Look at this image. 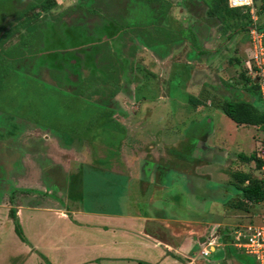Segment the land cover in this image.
Instances as JSON below:
<instances>
[{"label": "rangeland", "instance_id": "374dc122", "mask_svg": "<svg viewBox=\"0 0 264 264\" xmlns=\"http://www.w3.org/2000/svg\"><path fill=\"white\" fill-rule=\"evenodd\" d=\"M44 1L53 3L45 9ZM254 1L260 8L261 0ZM213 4L214 0H0V190L11 186L10 179L20 175L32 178L31 166L24 169L21 164L29 162L36 153L40 159L34 170H41L37 178L46 185V173L54 169L49 166L52 157L45 148L51 136L63 144L75 138L84 140L92 165L106 168L108 160H115L122 169L120 153H128L132 129L142 132V151L155 139L162 150L167 149L166 153L176 159L201 158L206 154L215 159L213 168L221 173L251 169V175L259 178L261 173L254 170L252 163L244 164L236 157L248 156L252 147L259 148L253 141L261 143L263 128L237 125L218 107L224 99H244L264 109L256 91L236 89L238 85L243 87L240 72H245L249 63L247 31L241 28L243 20L222 13L221 9L216 12ZM77 18L76 23L69 24ZM261 22L262 11L260 25ZM207 26L212 31L204 29ZM72 28L80 35L71 43L62 47L54 43L51 48L50 38L59 39ZM233 34L236 41L232 44ZM114 38L117 45H112ZM204 39L220 50L221 56L215 77L204 81L200 89L195 84L198 78H190L189 83L182 67L185 61L196 67L194 46ZM21 40L26 43L21 44ZM56 52L65 61L60 62ZM198 56L203 60V56ZM229 57L238 59L237 64L233 63L235 69L219 70ZM175 61L179 72L171 74ZM64 62L75 63L78 68L73 69L80 75L75 76ZM108 94L114 95L110 98ZM117 95L121 97L116 98L119 103L113 100ZM115 121L126 127L125 137L121 138ZM206 131L210 133L205 135ZM42 134L48 139L43 137L41 141ZM120 141L124 147L117 144ZM165 144L174 147L167 148ZM206 144L223 149L224 155L217 154V150L206 153ZM173 163L178 162H167ZM145 164L152 170L150 162ZM216 177L212 176L210 179L215 181L210 182L193 177L187 183L168 171L161 177L167 188L160 194L168 212L180 218H218L217 230L229 262L223 259L217 264H252L250 255L240 260L226 243L237 226L257 221L264 203L246 205L247 212L233 207L237 197L220 208L217 203L213 206L219 193H206V181L217 183ZM86 179L89 190L100 184L87 175ZM6 189L9 197H4L9 201L15 192ZM172 203L176 205L169 207ZM219 257L211 252L203 258L215 261Z\"/></svg>", "mask_w": 264, "mask_h": 264}, {"label": "crops", "instance_id": "0c3cea01", "mask_svg": "<svg viewBox=\"0 0 264 264\" xmlns=\"http://www.w3.org/2000/svg\"><path fill=\"white\" fill-rule=\"evenodd\" d=\"M204 29L212 31L209 26ZM231 37L233 44L236 41L235 34ZM204 40L198 42L195 49V62H198L196 67L189 61H185L182 67L189 83H192L190 78H198L195 84L199 88L203 87L204 81L215 77L219 65L217 59L221 56L220 50H215L214 46L208 44V40ZM198 55L203 56V60ZM233 63L237 64L238 59L229 57L225 66L222 64L224 68L219 70L227 67L233 71ZM169 72H179L176 61L173 70ZM238 87L236 89L239 91L244 88L240 85ZM114 123L119 125L121 138L122 135L125 137L124 124L118 121ZM250 126L261 129L260 126ZM131 132L132 139L126 140L130 145L127 147L128 153H120L122 169L115 160H108L106 168L96 166L95 163L92 165L90 162L93 161L85 151L86 141L75 138L63 144L54 136H51V140H45L48 145L45 148L47 152L49 149L52 157L47 159L50 161L48 165L54 168L46 173L45 186L43 180L37 178L41 170H34L37 159H40L37 153L30 156L29 162H19L23 168L31 166L30 175L36 180L23 175L10 179L11 186L9 184L6 188L15 194L9 201L4 197L8 196V190H0V264H217L223 259L229 262L228 252L223 245L225 243H222L224 240L217 230L218 218L215 219L213 215L180 218L171 214L160 192L167 188L166 183L161 182V177L168 171L187 183L192 182L193 177L215 181V178H210L216 175L217 183L209 184L206 181V193H219L217 198L214 197L212 205L217 203L220 208L239 194L231 183V172L224 174L217 167L213 168L215 159L206 154L201 158L192 156L187 160L180 156L176 159L166 153L167 149L162 150L155 139L150 142L149 148L142 151L145 143L141 130L132 129ZM209 133L206 131L204 134ZM39 137L43 141L46 134ZM253 143L259 148L255 150L252 147L250 153L258 156L260 141L254 139ZM165 146L174 147L173 144ZM205 146L206 153L217 150V154L224 155L223 149L208 147L211 144ZM167 159L178 163L167 164ZM239 160L244 164L252 163L256 169L253 161ZM147 162L152 164V170L146 167ZM237 171L253 173L251 169ZM256 171L263 176L260 167ZM86 175L92 182L98 181L99 186H92L89 190L85 185ZM49 179L51 182L46 181ZM24 189L28 192H24ZM172 205L176 204H169V207ZM10 209L14 211L19 234L14 230V223L8 213ZM208 210L212 208L208 207ZM231 236L232 232L229 242ZM207 243H210L208 255L211 252L217 253L220 256L217 260L211 261L203 258L208 255L199 254Z\"/></svg>", "mask_w": 264, "mask_h": 264}, {"label": "trees", "instance_id": "16d2710c", "mask_svg": "<svg viewBox=\"0 0 264 264\" xmlns=\"http://www.w3.org/2000/svg\"><path fill=\"white\" fill-rule=\"evenodd\" d=\"M53 2H43L42 7L45 9H48L51 7ZM261 11H264V0H261L260 4ZM212 9L215 10L216 12L221 9L223 10L222 13L228 14V15H236L239 20H243L241 24V28L245 29L248 26V21H249V14L246 12H242L240 8L238 7H228L226 0H214V4L212 5ZM240 10V11H239ZM259 11L258 13H260ZM78 20L75 19L69 24H74ZM259 20V17H258ZM264 22H261V25L259 28L264 29ZM263 24V25H262ZM67 31V30H66ZM65 31V32H66ZM62 37L60 36L59 39L57 37L55 38H50L48 42L52 43V47L54 48V43L59 44V46H64L66 43L70 42L71 39L74 40V37L80 35V32L78 30H75V28H72V30H68L66 33H64ZM78 40V39H77ZM47 42V39L44 41V43ZM21 44H25L23 40L20 41ZM77 42H74L73 44H76ZM195 49H197L194 46ZM60 49V48H59ZM56 50V49H55ZM6 53V51H5ZM60 52H56L55 56L59 61H65L60 55ZM7 54L9 52L7 51ZM52 55V54H51ZM1 58V56H0ZM3 73H5V68H2L1 70ZM1 72V73H2ZM246 72V71H245ZM245 72H240L243 86L245 90H254L257 92V86L255 83H253V80L249 77L248 74H245ZM2 73V74H3ZM258 94V92H257ZM109 97L112 96V94H108ZM108 97V98H109ZM192 101L193 99H189ZM194 102V101H193ZM200 101H197L199 103ZM221 111L233 122L236 124H245V125H256V126H263L264 130V110L259 109L251 101L248 100H231V99H224L218 106ZM240 159H243L244 161H253L254 166L256 169H258L262 164H264V161L261 160L257 155L254 153H250L248 156H241L238 155ZM264 172V169H263ZM232 177L231 183L233 187L236 189V191L239 193L238 197L236 198L235 203H233V207L237 209H242L244 211H248L246 208V205L258 203V202H263L264 201V177H257V176H252L250 173H245L242 171H234L230 174ZM9 215L12 218V221L14 223V230L16 231L17 234H19L18 228H17V222L14 216V211L12 209L9 210ZM229 249L232 251L234 256L238 259H242L244 255H247L240 250H237L233 246L230 245L229 241ZM248 256V255H247ZM253 261V260H252ZM252 264H255L254 261Z\"/></svg>", "mask_w": 264, "mask_h": 264}, {"label": "built area", "instance_id": "2783aa9c", "mask_svg": "<svg viewBox=\"0 0 264 264\" xmlns=\"http://www.w3.org/2000/svg\"><path fill=\"white\" fill-rule=\"evenodd\" d=\"M228 7H238L242 12L249 14L248 26L246 27L249 63L246 70L249 77L256 84L260 100L264 108V30L259 28V11L261 9L253 0H226ZM264 13V11H262ZM258 150V157L264 161V134ZM264 164L260 166L263 172ZM264 177V174H263ZM264 203V201H263ZM230 245L241 252L250 255L255 264H264V209L256 222L245 223L237 226L232 231ZM207 243L199 254L207 256L209 253Z\"/></svg>", "mask_w": 264, "mask_h": 264}, {"label": "flooded vegetation", "instance_id": "af4514ba", "mask_svg": "<svg viewBox=\"0 0 264 264\" xmlns=\"http://www.w3.org/2000/svg\"><path fill=\"white\" fill-rule=\"evenodd\" d=\"M115 39V38H114ZM94 42H95V40H94ZM112 45H117V43H116V39H115V41L113 42V44ZM86 56V55H85ZM84 56V57H85ZM60 62H62V61H60ZM63 64H66L69 68H72V71H74V67H76V68H78L77 67V65L75 64V63H66V62H64ZM69 64V65H68ZM76 70V69H75ZM78 70V69H77ZM73 74L75 75V76H77V75H80V71H78L77 73L74 71L73 72ZM64 77H66V75L64 74ZM114 95V94H113ZM113 95L111 96V97H113ZM118 96V95H117ZM110 97V98H111ZM116 98H121L120 96H118V97H116V96H114V98H113V100L114 101H117V99ZM118 103H119V101H117Z\"/></svg>", "mask_w": 264, "mask_h": 264}, {"label": "clouds", "instance_id": "9594fccd", "mask_svg": "<svg viewBox=\"0 0 264 264\" xmlns=\"http://www.w3.org/2000/svg\"><path fill=\"white\" fill-rule=\"evenodd\" d=\"M261 9V8H260ZM263 29V28H262ZM264 30V29H263ZM245 71H246V74H247V70L245 69ZM257 92H258V90H257ZM258 96H259V93H258ZM259 99H260V97H259ZM260 102H261V100H260ZM261 104H262V102H261ZM263 106V105H262ZM264 110V109H263Z\"/></svg>", "mask_w": 264, "mask_h": 264}, {"label": "water", "instance_id": "95a60500", "mask_svg": "<svg viewBox=\"0 0 264 264\" xmlns=\"http://www.w3.org/2000/svg\"><path fill=\"white\" fill-rule=\"evenodd\" d=\"M260 128L262 129V128H263V126H262V125H260Z\"/></svg>", "mask_w": 264, "mask_h": 264}]
</instances>
